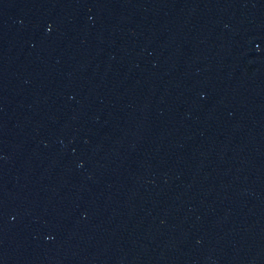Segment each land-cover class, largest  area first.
Segmentation results:
<instances>
[{
    "label": "water",
    "instance_id": "water-1",
    "mask_svg": "<svg viewBox=\"0 0 264 264\" xmlns=\"http://www.w3.org/2000/svg\"><path fill=\"white\" fill-rule=\"evenodd\" d=\"M0 264H264V0H0Z\"/></svg>",
    "mask_w": 264,
    "mask_h": 264
}]
</instances>
